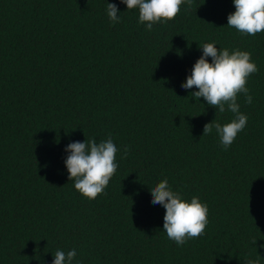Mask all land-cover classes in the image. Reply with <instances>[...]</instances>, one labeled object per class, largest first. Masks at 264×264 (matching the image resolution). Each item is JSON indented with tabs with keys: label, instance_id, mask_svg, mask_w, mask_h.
Masks as SVG:
<instances>
[{
	"label": "trees",
	"instance_id": "obj_1",
	"mask_svg": "<svg viewBox=\"0 0 264 264\" xmlns=\"http://www.w3.org/2000/svg\"><path fill=\"white\" fill-rule=\"evenodd\" d=\"M235 10L193 0L149 32L120 0H0V264H53L72 249V264H264V32L227 27ZM205 43L251 52L258 67L252 103L237 97L247 125L227 150L203 129L234 114L181 87ZM109 135L118 168L89 200L65 149ZM164 179L208 206L204 234L183 246L151 203Z\"/></svg>",
	"mask_w": 264,
	"mask_h": 264
},
{
	"label": "clouds",
	"instance_id": "obj_2",
	"mask_svg": "<svg viewBox=\"0 0 264 264\" xmlns=\"http://www.w3.org/2000/svg\"><path fill=\"white\" fill-rule=\"evenodd\" d=\"M120 3L125 4L128 10L138 9L139 23L146 24L145 30L150 32L154 24L173 20L182 4L187 3L190 9L193 0H120ZM233 4L236 10L228 15L227 27L249 36L264 32V0H233ZM118 11L116 4L107 3V15L114 24L120 22ZM201 48L203 54L181 87L185 90L195 87L198 91L191 93L195 100L203 98L220 113L227 110L234 114V119L229 123L221 125L214 120L205 124L203 129L205 136L215 128L222 148L227 150L247 125L248 117L241 113L237 97L243 94L245 103H252L246 84L249 76L258 72V67L252 61L251 52L238 49L230 52L227 48L220 50L215 43H205ZM65 151L69 153L65 159L68 178L74 181L75 190L85 198L95 200L104 193L118 168L116 155L119 149L111 135L99 143L95 139L72 142ZM128 153L126 146L122 158H127ZM150 194L151 203L165 209L163 231L177 246H183L188 240L204 234L208 224V206L201 203L198 196H193L190 202L185 201L180 192L171 189L167 179L153 187ZM256 242L253 240L254 244ZM76 255L75 249L67 252L57 250L53 264H72ZM246 264H259V261L248 259Z\"/></svg>",
	"mask_w": 264,
	"mask_h": 264
}]
</instances>
